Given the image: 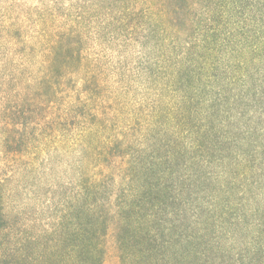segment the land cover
<instances>
[{
  "label": "trees",
  "instance_id": "16d2710c",
  "mask_svg": "<svg viewBox=\"0 0 264 264\" xmlns=\"http://www.w3.org/2000/svg\"><path fill=\"white\" fill-rule=\"evenodd\" d=\"M70 89L80 168L51 191ZM108 226L120 264H264V0H0V264H101Z\"/></svg>",
  "mask_w": 264,
  "mask_h": 264
},
{
  "label": "rangeland",
  "instance_id": "374dc122",
  "mask_svg": "<svg viewBox=\"0 0 264 264\" xmlns=\"http://www.w3.org/2000/svg\"><path fill=\"white\" fill-rule=\"evenodd\" d=\"M9 2L13 3L15 1L19 2H25L27 5H30L34 3V0H8ZM52 1V0H51ZM54 1V0H53ZM67 5V4H64ZM107 45H102L101 48H99V42H97L96 46H94V52L96 53L99 50L104 51L106 49ZM133 50H136L138 52V47L133 48ZM104 53V52H103ZM113 82V76L110 78ZM82 81L79 78H76L73 84V87L79 88L82 86ZM73 89L69 90L67 92L66 98L65 95L60 96L59 100L54 103L50 104L49 107H46L44 112L42 113V119H45V121L50 122L54 125V123H66L70 125L71 127L76 124V128L73 129L74 138H70L66 142V147H49L47 146L46 151L42 153V156L46 158V163H44L43 168H45V173L47 175L45 176L46 179V186L51 191H55L57 188H62L63 192L65 190H70V183L73 182V179H75V175L79 171L80 163L82 157V144L79 142L80 135H81V117L77 116V112H72L71 114H67L65 112V109L69 107V105L75 106L76 101L79 98L80 91L77 90V92H72ZM77 95V96H76ZM65 99V100H64ZM69 99V100H68ZM77 107V106H75ZM76 111V110H75ZM38 122V121H37ZM51 126V125H50ZM69 126V127H70ZM78 126V127H77ZM121 159L117 158L116 156H108L104 163L100 164V167H98V163L95 161L91 162L93 166V173L102 171V173L106 176H111L113 179V186L110 187V189H115L116 183L119 181V178H117L116 175H119L118 168L125 167L124 164L121 165ZM96 167V168H95ZM42 168V169H43ZM97 177V176H96ZM56 196V195H55ZM53 199V201L57 202V198L50 194L48 196H41L38 198V201L36 202V206H40L44 209V214L40 217L42 220L45 219V216H47V206H49V203L51 201H47ZM101 264H120V257H119V247L118 242L116 240V233L112 226H108V229L105 233V236L103 238L102 243V253H101Z\"/></svg>",
  "mask_w": 264,
  "mask_h": 264
}]
</instances>
